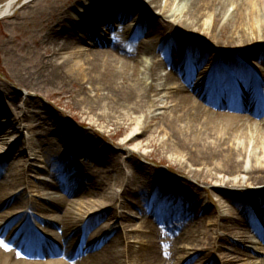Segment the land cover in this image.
I'll list each match as a JSON object with an SVG mask.
<instances>
[{
	"label": "bare ground",
	"instance_id": "1",
	"mask_svg": "<svg viewBox=\"0 0 264 264\" xmlns=\"http://www.w3.org/2000/svg\"><path fill=\"white\" fill-rule=\"evenodd\" d=\"M68 1L57 3L56 16L60 20L47 31L53 17L47 19L44 15L41 19L40 29L46 32L44 46L38 47L43 51L39 62L33 60L27 68L13 65L12 77L18 80L17 86L34 90L36 98L40 97L38 89L41 86H54L51 94L68 97L70 101L73 98L80 113L74 115L86 119L75 118V123L83 128L77 130L74 125L61 121L62 115L44 109L29 98L20 107L15 104L18 95L10 89L12 84L0 82V141L5 139V132L12 128L16 130V124L20 125L24 118L35 117L31 120L34 125L31 138L26 140L27 143H21L25 148L16 150L19 153V158L15 157L17 160L8 162L14 147L2 150L0 146V191L5 193L17 215L11 219L8 211L11 207L4 208L0 204V264H125L120 260L123 254L134 259L135 264H188L194 258L200 261L202 256L206 257L207 264L216 255L214 251L224 248L218 243L223 244L225 233L235 219L233 215L244 220L240 219L244 216L240 206L242 200L251 203L249 208L264 224V207L259 206H264V187L252 190L253 194L243 190L230 191L242 194L233 202L230 193L219 188L223 186L222 181L227 185L228 180H236L240 186L244 181L242 177L223 180L224 176L235 178L236 174H246V181L254 187L264 183V90L258 82V77L264 74V56L251 62L245 59V55L251 56L264 47V43H256L264 40V0ZM19 2L6 0L0 5V20L13 16L12 10ZM34 2L24 0L16 16L25 14V10L36 5ZM228 7L233 8L229 11ZM150 8L169 21L152 19V15L148 17ZM103 18L110 19L113 24V31L112 25L105 28L113 32L109 41H102L101 33L84 32L81 24L92 27L93 22ZM127 19L137 21L133 30L124 26ZM184 31H188L187 35L181 33ZM186 36H191L188 41L206 39L220 47L208 58L212 60L213 72L202 74L206 68L199 64L201 60L205 64L206 58L190 56L192 44H183L187 41ZM169 38L175 42V49L167 46ZM86 39L92 43V53L83 52L78 46ZM149 41L153 43L152 51L144 45ZM252 42L258 46L247 47ZM36 43L38 45L40 41L36 40ZM2 48L4 56L11 59L5 51L6 45ZM157 52L167 55L170 74L166 79L171 83V74L176 72L199 83V89L206 88L211 92L209 86L218 83L225 84V90L218 97L203 96L205 99L200 101L184 85L177 87L176 83H169L168 89L176 87L184 92L173 99L169 96L161 98V102L170 99L174 104L168 111L153 113L151 108L159 102L151 98L150 94H156L157 90L148 81H154L159 65L147 56L154 57ZM223 62L233 68L232 78L244 88L243 95H237L234 88L229 89L234 87L235 80L222 73ZM11 105L18 109L13 115L8 109ZM52 124L56 126V134L63 139L56 140L47 133L44 136L43 129ZM99 124L114 127L115 136L126 133L121 147L136 143L139 149L144 148L147 152L144 157L153 163L162 153L181 157L183 163L171 164L173 172H183L197 182H208L206 184L214 189L207 191L206 197H219L221 205L231 202L226 207L227 213L217 216L220 223L214 228L216 236L206 238L203 243L195 241L197 243L191 249L194 254H184L185 247L182 246L186 238L198 236L190 223L192 215L202 209L200 198L194 197L196 193L191 198L182 188L168 184L171 178L159 177L148 167L136 168L135 173L138 171L140 177H134L131 168L138 166L137 157L141 155L130 152L125 159L115 156V151L96 137L94 129ZM160 136L164 139L158 143L156 137L160 139ZM31 153L44 156L42 168L49 170L52 177H38L45 182L39 186L26 181V175L20 169L24 158ZM124 168L131 169L129 175L125 174ZM220 174L222 179L218 177ZM217 178L220 183L212 184ZM26 185L34 188L37 196L45 201L40 204L18 192V187ZM116 188L121 190L117 192ZM189 191L195 190L188 187ZM254 194L257 199H251ZM74 197L84 202L80 213ZM244 209V222H248V211L246 207ZM34 212L48 215L51 222L46 224L43 234L53 243L32 230L28 217ZM131 215L145 216L147 222L143 229L133 223ZM102 218L105 221L95 227ZM249 223L244 224L240 233L235 231L237 239L229 237L232 248L227 249L234 255L233 259L256 264L251 260L255 258V252L235 247L246 241L253 243L250 239L253 235L264 245L260 225ZM132 233L137 234L139 247L128 243ZM228 256V253L222 255L224 263ZM258 264H264V259Z\"/></svg>",
	"mask_w": 264,
	"mask_h": 264
},
{
	"label": "rangeland",
	"instance_id": "2",
	"mask_svg": "<svg viewBox=\"0 0 264 264\" xmlns=\"http://www.w3.org/2000/svg\"><path fill=\"white\" fill-rule=\"evenodd\" d=\"M24 0H20V2L16 5V8L12 10V13L14 14L13 16L11 15L10 18L7 19H1L0 20V53L2 54V58H0V82L5 83L7 85H11V90L14 91V93H16L18 95L17 98V102H15L16 105H19L20 107H23V101L26 100L27 98L36 101L37 103L40 104L41 107L44 106V109L46 110H51L53 112H56L58 114V116L62 115L64 118H60L61 121L66 122L69 125H74L77 130L83 129L80 125H77L75 123V118L77 119L78 117H76L74 114H80L79 111V107L76 105L75 102H73V98L71 99V101L68 99V97H58L56 95H52L51 93L53 92V90L55 89L54 86L51 85H44L41 86L38 90H39V95L40 97L36 98L35 97V91L34 90H26L24 87L22 86H17L16 84L18 83V80L15 79V77L13 78L12 76L14 75V69H13V65L15 67H17L18 65H25L26 68L30 66L31 62L34 61H38L40 60V57L42 55L43 51L39 50V46L43 47V37L45 35V32L52 27L53 25L57 24L58 21L60 19H58L59 17L56 16V5L57 3L63 2L64 0H29V2L35 1L34 3L36 4L35 6H32L30 10H25V14L22 15H18L16 16V12L20 10V6L22 5ZM68 1V0H67ZM6 0H0V5H2L3 3H5ZM69 2V1H68ZM33 3V4H34ZM74 3V2H73ZM30 4V3H29ZM143 5V4H141ZM68 6L65 7V9ZM233 7H228V10H232ZM151 10L148 9V13L146 14L148 17L151 15L153 16L152 19H158V21H169L165 16L162 17V14H159V11H154L152 8H150ZM23 11V10H21ZM232 12V11H231ZM230 14V13H228ZM46 15L47 19L50 18V16L53 17V19H51V23L48 25L49 27H47L45 30L40 29L39 24L42 25L41 19L43 18V16ZM229 17V16H228ZM125 27L127 26V28H134L135 24L137 23V21H129L124 20ZM127 21V22H126ZM112 21L110 19H101L100 21L97 22H93V26L92 27H88L87 25H85V23H81L84 32L88 31V32H96V33H101L103 34V38L102 41H109L110 37L113 36V32L110 33L107 30H105V28H109V25H112V31H113V24H111ZM86 27V28H84ZM125 29V28H123ZM82 30V31H83ZM131 30V29H130ZM74 31L76 32V30L74 29ZM115 27H114V32H115ZM183 31V30H181ZM184 35H187L188 31H184L181 32ZM187 37V36H186ZM195 37V36H193ZM187 41H184L183 44H192V48L190 49V56L194 57V58H198L201 56H204L206 58L205 64L203 63V61L201 60V63L199 65L204 66L206 68V71H202V74L205 73H210L213 72V68H212V63L210 60H208V58H211V54L215 51H219L220 47H218V45L216 44V42L210 41L208 42L206 39H195V41L193 40H189L191 39L190 37L186 38ZM36 40H39L40 43L37 45ZM170 42L167 43V46H171L172 49H175L176 47L175 42L170 39ZM172 40V41H171ZM257 44H262L264 43V40H259L256 41ZM256 43L252 42L250 43L247 47L249 48H253L258 46ZM253 44V45H252ZM6 45V50L9 54L11 59H8V57L4 56V52H3V48L2 46ZM145 47L150 48V51H152V47H153V43H151V41H149V43H144ZM80 47V49L83 52H87V53H92L93 51V46L92 43L88 41V39H86L83 43L78 45ZM232 49V48H230ZM227 49V50H230ZM234 50V49H233ZM67 53V50L65 51ZM253 52V51H252ZM8 54V55H9ZM250 55V54H249ZM188 56V54H187ZM189 56V57H190ZM264 56V47H260L258 48V50H256L255 52H253V54L251 56H247L245 55V59L247 60V62H251L254 61L255 59H257L258 57H263ZM148 60L152 59L154 62L158 63L159 65V71H156V76L154 77V81L149 80L148 84L152 83L153 86L155 87V89L157 90L156 94L151 93V98L152 99H156L159 103L158 106L156 107H152L151 111L155 114H158L159 112H163V111H168L171 106L174 104L172 102V100H168L167 102L162 101L161 98H164V96H169L170 98L173 99V96H178L180 95L181 92H184V90H181L180 88H172L171 90L168 89L167 87L169 86V83H171V81L167 80L166 77L167 75H169V65L167 63V55L165 53H161V52H157L155 53L154 57L152 56H147ZM252 57V59H250ZM188 58V57H186ZM3 59V60H2ZM200 60V58H199ZM12 62V64H11ZM204 72V73H203ZM222 73L226 74L228 76H230V78H232L233 75V68L230 66L229 63L227 62H223L222 65ZM172 75V83H176L177 87H179L180 85H184L185 88L187 89L188 92H191L192 94H194L198 100L202 101L203 96L207 97L208 95H210V98L214 97V94H218L219 95V90L217 88L216 85H210L209 89L211 92L207 91V89L205 88L203 89H199L198 88V84L199 83H195L194 81H192L190 78H188V76L186 74H182L181 76L179 74H177L176 72H174V74ZM10 76V77H9ZM12 78V79H11ZM258 82L260 85V89L264 90V74H262V77H258ZM234 83V88H238L241 87V84H239V81L236 79ZM11 83V84H10ZM175 85V84H174ZM179 85V86H178ZM68 88H71V85H69ZM249 90V89H247ZM29 92V93H28ZM250 92V90L248 91V93ZM30 94V95H27ZM166 98V97H165ZM22 99V100H21ZM206 103V102H205ZM69 104H71V108L69 107ZM166 107V108H164ZM8 109H10V114L13 115V113L18 112V109L15 108L14 106H9ZM156 109H160V110H156ZM31 111L32 108L30 109ZM44 110H42L43 112ZM61 111L65 112L61 113ZM8 112V115H10ZM20 114V113H19ZM21 115V114H20ZM9 117V116H8ZM33 118H24V120L21 122V124L19 125V123L16 124V130L14 128H12L11 130L5 132L4 136L5 139L0 141V146L2 147V150H6L9 147H14V153H12L11 158L8 159V162H12L13 160H17L15 157H17L19 155V153H16L17 149L20 148H25V146L21 143H24L26 140L30 139L32 136V127H34L33 122L31 121ZM86 119L85 116H81L78 119L82 120V119ZM0 119H2L0 117ZM93 119V118H92ZM21 126V127H19ZM101 126V127H100ZM113 129L114 127L109 126L107 127L106 125H97V127H95V135H97L96 137L100 138V142L103 144V142L105 141V143H107L109 145V148L113 151H115V156L117 157H123L121 159H125L126 156H130L128 155L130 152L135 153V154H140V157H137V165L132 166V171L129 168H124V171L126 172V175H129L130 171L134 173V177H140V175H138V171H136L135 173V169L136 168H150L152 170V172H155L159 177H165L167 179L171 178L170 182H168V184H171L172 186L174 185L175 187H177V189L182 188L184 190V192L186 194H189V196L192 198V195L194 196L193 193H196L197 196H194L196 199L200 198L198 201H200V203L203 205L201 206L202 209H200L199 212H197V214H193L191 219V226L195 231H197L198 236H196L194 239H190L188 240L186 238V241L183 242L185 247V253L186 255H188L189 253H193L191 251V249H194V246L196 245L197 242H205V239L208 237H215V226L217 225V223H220V221H217V216H223L224 214L227 213V208L230 203H224L223 199L222 202L223 204H220L219 197H215V196H210L209 198L206 197L207 196V191H210L212 189H214L213 186H209V184H206L208 182H204L203 180L201 182H197L195 179H193L191 176L190 178H188V175H186L185 173L181 172H173L174 169H171V164L174 163H183L184 160L181 157H176V155H172V154H167V153H162L160 154V157L157 158V161H155V163L151 162L150 160L146 159L144 157V155L147 153L145 152L144 148L139 149L138 146L136 145V143L131 144V145H125L126 147H121L122 141H123V137H125L124 134L126 133H122L120 135L115 136L113 134ZM44 130V136L45 133H47L46 135H48L49 137H52L54 139H63L64 137L57 135V131H56V126L55 124L52 125H48L46 126ZM54 130V132H53ZM128 132V131H126ZM154 133V132H153ZM43 134H39L40 136H43ZM164 139V137L160 136V139L156 137V140L158 143H161V141ZM104 140V141H103ZM27 143V141H26ZM29 153V152H28ZM38 155H32V153L30 155H28L26 158H24L25 161H23V163L21 164V170L22 172L26 175V180L27 181H31L33 183H38L39 179H37L38 177L41 176H47V179L50 178L48 177L49 175L47 174V171L43 170L42 167L44 166V156H41V154L37 153ZM264 156V154H263ZM15 158V159H13ZM19 158V156H18ZM176 160V162H175ZM128 167V166H127ZM172 170V171H171ZM140 173V171H139ZM115 175V173H114ZM236 176L238 177H242L244 179V181L241 183V185L239 186L238 184H236ZM218 177L220 179H222V174L218 175ZM246 174H236L235 178L234 176H224L223 180H225V182L228 179H232L234 180V182H231L230 180L227 181V185H225L223 183V181L221 182V184H223V186L219 187L221 189H226V191L228 193H230V199L233 202V200H235L236 198H238L239 196H241L242 194L237 193L236 194H232L230 191L233 190H243L244 193H251L253 194L252 190L257 189V188H262L264 187V183L263 185H259L257 187H254V185H251L249 182L246 181ZM23 180V179H22ZM169 181V180H167ZM214 183H220L219 179L217 178L216 180L212 181V184ZM236 184V185H235ZM23 186V187H18V192H22L24 194L25 197L29 198L30 200H37L38 202H43L42 198L37 196V193L35 192L36 190L34 188H30L29 186L27 187ZM188 187L192 189H194V192H188ZM215 189H217L215 187ZM117 192H119L121 190V188H116ZM246 197V196H243ZM77 199V207H78V211L79 213L82 211V207L81 204H83L84 202L79 199L78 197H74ZM258 197L254 194V196L251 199H257ZM6 199L5 193L3 191H0V201H4ZM259 200H261L259 198ZM245 201V200H244ZM242 200L241 205L243 208V214L245 216L246 211L244 209V207H246V210L248 211V222H244L245 218L240 217V219H244V220H239L238 219V215L236 217L235 214L233 215L234 221L233 223L231 222L230 224V229L228 230V232L225 233V236L228 238L226 241V237L224 240H222L223 244L219 241L218 245L221 244L222 246H224V248L221 250L219 247V251H214L216 253L215 256H213V258L208 262L209 264H244L243 261H238L236 259H233L234 255H232V252L227 249L228 248H232L229 243L231 242L232 239H229V237H234L235 235V231H238L239 233L242 231L241 229L244 228V224H250L249 221L254 222L256 225L258 224V226L260 225V229H262V233L264 234V224H261L260 221L257 218L258 214L255 215L256 212H253V209H250L249 207H252L251 203L249 201L244 202ZM249 203V204H248ZM220 205V206H219ZM236 205H238V203H236ZM204 206H207V208H204ZM239 206V207H240ZM256 207V205H254ZM259 206L264 207L262 204ZM259 206L257 208H259ZM255 208V209H257ZM261 208V207H260ZM11 214H15L13 209H9L8 210ZM254 214V215H253ZM36 215V216H35ZM35 217L37 220H35V223L39 224L41 221V219H44L46 221H48V217H45L44 215H42L43 217H41V214L35 213ZM133 217V223L136 224V226H138L139 228L143 229V226L146 224V219L144 215H131ZM254 216V217H253ZM190 219V220H191ZM105 221V219H101L98 224L95 225V227L97 225H100L101 223H103ZM189 222V220H188ZM84 225V224H83ZM82 225V226H83ZM106 225V224H103ZM94 227V228H95ZM120 227V225H119ZM236 227V228H235ZM40 230H43V227L40 225L38 227ZM196 234V235H197ZM252 235V233H250ZM249 234V236H250ZM237 239V237H234ZM253 243H251V241H246L245 243H242L241 245H236L235 247L244 249V250H248V251H253L256 253L255 258H252V262L258 264L260 263L263 259H264V252H263V248L264 245L263 243H261V239L258 236H252L250 238ZM254 239H256L257 241L254 242ZM128 243L134 247H139V239L137 237L136 233H132L128 236ZM197 241V242H195ZM195 243V244H194ZM234 243L237 244V240H234ZM181 245V243H180ZM186 245V246H185ZM220 246V245H219ZM199 249V248H198ZM88 250H86L87 252ZM197 251V250H196ZM228 253L230 256H228L227 259V263H224V260L222 259V255ZM203 254V253H201ZM202 259L199 261V258L196 259H191L190 262H188V264H206V257L204 258V256L201 257ZM120 260L125 263V264H135L134 259L132 260L129 255L123 254L122 257L120 258ZM132 260V263H131ZM248 262V261H247ZM247 262H245V264H247ZM207 263V264H208ZM167 264V263H166Z\"/></svg>",
	"mask_w": 264,
	"mask_h": 264
}]
</instances>
